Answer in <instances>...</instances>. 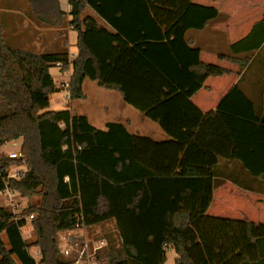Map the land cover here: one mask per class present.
Listing matches in <instances>:
<instances>
[{"label":"trees","instance_id":"16d2710c","mask_svg":"<svg viewBox=\"0 0 264 264\" xmlns=\"http://www.w3.org/2000/svg\"><path fill=\"white\" fill-rule=\"evenodd\" d=\"M27 3L40 25L60 28L70 15L77 54L70 60L66 44L57 52L8 45L0 20V147L21 139L28 167L20 178L5 180L20 160L1 155L0 191L8 187L39 197L20 216L0 206V264L76 261V253H59L57 234L75 230L78 215L84 226L115 222L120 244L97 255V264H165L168 249L176 253V264H264V224L206 213L215 177L245 189L264 180V114L256 113L238 85L206 116L189 101L208 77L228 72L200 61V49L185 35L218 19V10L194 0H68V13L57 0ZM263 43L264 16L218 58L243 67ZM57 63L61 70L71 68L70 100L85 97L88 78L116 90L162 126L166 121L156 108L167 98L192 107L197 119L188 124L198 130L192 142L191 133L179 139L180 162L162 159L164 143L133 135L121 122L99 129L69 108L48 110L50 95L60 90L50 74ZM206 124L212 129L204 133ZM198 137L202 148L194 142ZM151 150L155 157H146ZM30 214L36 239L26 243L22 228ZM34 246L40 249L38 262L29 251Z\"/></svg>","mask_w":264,"mask_h":264},{"label":"crops","instance_id":"0c3cea01","mask_svg":"<svg viewBox=\"0 0 264 264\" xmlns=\"http://www.w3.org/2000/svg\"><path fill=\"white\" fill-rule=\"evenodd\" d=\"M57 1L62 12L68 13L70 11L71 7L68 0ZM194 2L199 5L216 8L220 17L211 21L202 29L188 30L185 34L186 39L191 40V44L200 49V61L221 66L227 69L228 72L222 76L208 77L203 86L189 98L190 103L196 107L203 116H206L208 113L216 111L219 102L236 84L245 97L252 101L256 113L258 115L264 114V43L259 49L252 53L243 67H241L238 62L220 60L218 58L219 54L227 53L229 51L228 49L231 44L245 37L250 32L253 24L264 16V0H194ZM86 14L89 15L88 13ZM93 14L96 16L95 13ZM96 18L99 19L97 16ZM69 20L70 15L67 14L65 26L56 28L51 26L42 27L40 24H35L36 28L33 29V31L37 32V29L42 28H44V30H53L52 35L55 36L54 42L58 46L48 52H57L64 48L63 45L60 48L59 44L61 41L58 38L62 36L61 33L64 32L62 30H66L67 38L64 40H67L66 47L70 55L69 59L72 60L77 54V47L75 46L77 34L71 26L68 25ZM235 57L237 59L242 58L244 57V54ZM60 67V64H55V66L50 68V74L55 85L56 82L54 80L57 75H67V78L59 86L60 89H64L66 88L64 83L69 81L71 68L61 70ZM85 80L83 81L82 88L86 96L84 90ZM94 82L97 85L96 81ZM98 87L102 88L100 86ZM105 90L120 96L125 107L121 102L120 104L118 103L117 106L119 107L120 105V107H123L124 109L123 111L121 110V117L116 119L113 118L109 121L105 120L102 124L103 128H99L89 121L93 126L99 129H105L108 122H121L125 124L128 131L133 135L148 137L155 142L164 143L165 145L163 146L165 147L162 151V159L166 161H174L178 157L177 160L180 162L184 151H176L180 146L179 139L183 137L185 133H191L189 141L192 142L194 134H196L198 130V126H190L188 124L197 119V113L192 107L187 105L184 106L182 100L180 101L170 97L167 98L164 105L156 108L157 114L166 121V124L162 126L158 121L151 118L149 114H146V111H141L134 105L125 102L120 93L116 90ZM68 100L70 102L78 101ZM179 105H181V108L175 109ZM69 109L72 113H78L73 110L72 107ZM173 110L176 112H172ZM85 116L87 117V115ZM211 129L212 125L206 124L204 125L203 132H210ZM194 142L199 145V148L203 147L204 141L201 140V137H198V140ZM149 146V148H152V145ZM146 157H155L153 151L151 150L148 152ZM208 158H210V153L205 156L198 155L197 157L198 160H206ZM191 161L194 162V159ZM223 162L224 161H221L220 164H223ZM176 171H179V168H177ZM219 179H221V181H219ZM254 184L255 187L249 186V188L245 189L235 185L226 178L215 177L212 200L206 213L217 217H226L225 215L231 213L230 215L233 216L228 218L235 220L247 219L254 224H264V180L257 179ZM226 188H229V190H226ZM224 189L225 192H227L223 196V193L219 194V191ZM168 255H170L172 263L176 264V253L173 250L168 249L166 256L168 257Z\"/></svg>","mask_w":264,"mask_h":264},{"label":"rangeland","instance_id":"374dc122","mask_svg":"<svg viewBox=\"0 0 264 264\" xmlns=\"http://www.w3.org/2000/svg\"><path fill=\"white\" fill-rule=\"evenodd\" d=\"M86 13H88L89 16L95 18L98 23L108 28V26L104 24L102 20L96 18L92 10L88 9ZM0 20L4 31V37L8 45L33 50L36 52H48L54 47L58 46L54 42L55 36L52 35L53 30H44V28H42L37 29V32L33 31V29L36 28L35 24L38 23H36L30 16L27 0H1ZM28 25L30 28L28 27ZM44 26L46 25H42V27ZM62 31H64V34L61 33L62 36L58 38L61 41V43L59 44L60 48L65 41V44H67V40H64L67 38L66 30ZM66 78V74L59 76L57 75L54 81L59 87ZM84 90L86 92V96L83 98L84 100L82 99L70 102L66 98L67 89H60L58 92L50 95V106L48 110L58 111L72 107L73 110L77 111L78 113L87 115L89 121L99 128H103L102 124L105 120L109 121L113 118L116 119L121 117L122 111L124 109L123 107H120V105L118 107L117 104H120L121 102L124 107L125 104L121 101L120 96L113 92H109L105 89L99 88L95 84L94 80L87 78L84 83ZM20 145L21 139H16L5 143L0 147V156H7V154L11 152L19 153ZM26 165L14 164L11 165L8 170H11V172L18 169L24 171L26 169ZM233 170L237 169L234 167ZM226 190H229V188H226ZM226 192L225 189L220 190L219 194L223 193L224 196ZM38 199V195L22 196L19 192L13 190L11 192L9 201L4 192L0 191V206L9 209L14 216H20L21 212L24 209H26L30 204L36 203ZM230 214L231 213H228V215L225 216H233ZM22 234L26 243H32L36 239V235L34 234L31 226V219L28 217H26V224L22 228ZM1 238L4 243L7 244V239L4 233L1 234ZM57 240L58 251L63 256L67 257L72 253H76V261L72 262L71 264H95L94 258L93 256H91V254L93 253V247L101 240H103V246L96 251L97 255L101 254L103 251H106V249L109 247L117 248L120 244L119 235L116 231L114 221H107L90 227H85V229H78L76 236L77 242L68 240L65 232L58 233ZM75 243H78V245H76ZM85 243H87L88 246L86 247L84 253L81 255V251L83 250ZM29 251L30 254L38 262L41 257L40 249L37 246H34L31 247ZM36 251H38L39 255L36 253ZM165 264H173L170 255H168Z\"/></svg>","mask_w":264,"mask_h":264},{"label":"built area","instance_id":"2783aa9c","mask_svg":"<svg viewBox=\"0 0 264 264\" xmlns=\"http://www.w3.org/2000/svg\"><path fill=\"white\" fill-rule=\"evenodd\" d=\"M60 63H57V65H59ZM53 80V78H52ZM64 86L68 89V82L64 83ZM66 98L67 99H70V96H69V92L66 94ZM62 128L64 127L63 124L60 125ZM65 148V146L63 147ZM7 156L13 160H20V164H24L26 165V161L21 153V151L19 150V153L18 152H11V153H8ZM28 170L27 168V165H26V169L23 171V170H15L13 172H11V170H7V175L4 177L5 180H7L8 178H15V179H18L20 178L24 172H26ZM63 180L65 182H68L69 181V178L68 176H64L63 177ZM13 190L9 189L8 187L4 188L2 190V192H4V194L6 195V197H8L9 201H10V197H11V192ZM11 203V202H9ZM28 218L32 219L33 218V215L30 214L28 216ZM85 227H90V226H84L82 224V216L81 215H78L77 216V224H76V229L75 230H72V231H67L65 232V235L66 237L68 238V240L70 241H73V242H77V241H74V238L77 236V230L78 229H85ZM80 231V230H79ZM81 232V231H80ZM83 234V233H82ZM76 245H78V243H75ZM88 246L87 243L84 244V248L83 250L81 251V255L84 253L86 247ZM103 246V240L99 241L94 247H93V253L91 254V256H93L94 258V262L95 264H97V261H96V257H97V254H96V251L99 250L100 248H102ZM36 253L39 255L38 251H36ZM78 261V260H77Z\"/></svg>","mask_w":264,"mask_h":264}]
</instances>
